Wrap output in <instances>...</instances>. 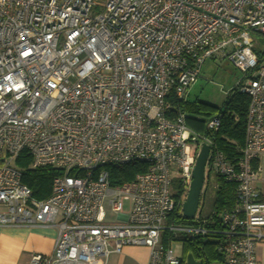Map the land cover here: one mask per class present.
Segmentation results:
<instances>
[{"label": "built area", "instance_id": "obj_1", "mask_svg": "<svg viewBox=\"0 0 264 264\" xmlns=\"http://www.w3.org/2000/svg\"><path fill=\"white\" fill-rule=\"evenodd\" d=\"M253 37L264 40V0H0V228L57 231L52 254L31 264H106L127 246L147 248L148 264H182L174 236L211 231L171 221L186 201L172 186L187 198L204 145V183L213 173L235 185V206L219 217L224 264H258L264 51ZM209 58L244 74L238 156L190 129L201 118L173 104L187 102ZM221 119L205 129L214 134ZM19 159L56 172L47 198L23 183ZM130 166L141 168L133 180L112 182L111 170Z\"/></svg>", "mask_w": 264, "mask_h": 264}, {"label": "trees", "instance_id": "obj_2", "mask_svg": "<svg viewBox=\"0 0 264 264\" xmlns=\"http://www.w3.org/2000/svg\"><path fill=\"white\" fill-rule=\"evenodd\" d=\"M173 104L195 117H212L221 114V126L214 134H210L205 129L202 118L200 121L188 120L187 125L197 133L212 136L219 149L223 150L227 156L233 157L240 154V149L243 147L245 140L246 115L249 106L247 95L239 93L235 89L222 108L200 101H187L184 103L173 101ZM23 160L26 164L30 162L29 159ZM140 171L141 168L139 166H130L123 170H111V180L113 183L129 182ZM55 175L56 172L50 168L28 169L23 174V183L32 190L36 199L43 200L50 194L51 183ZM234 206L235 185L218 179L214 213L210 218V222L205 223V226L211 232L206 235H197L193 238L186 237L182 240L184 242L183 264H186V258L189 254L193 255L201 264H224V255L219 251L223 243V236L218 233L222 229L219 217L222 213L233 209ZM185 220L179 211H175L171 219V221L178 224Z\"/></svg>", "mask_w": 264, "mask_h": 264}, {"label": "rangeland", "instance_id": "obj_3", "mask_svg": "<svg viewBox=\"0 0 264 264\" xmlns=\"http://www.w3.org/2000/svg\"><path fill=\"white\" fill-rule=\"evenodd\" d=\"M252 40L254 41L257 49L264 51L263 39L253 37ZM243 77L244 74L235 69L227 60L209 58L203 64L202 71L197 82L190 87L186 97L187 101H200L217 108H222ZM199 117L203 120L211 118L207 116ZM262 165L264 167V161L262 162ZM12 166L22 170L24 173L30 168L29 164H26L23 159L14 161ZM207 173L208 169H206V174ZM215 185H218V179L212 173L211 179L208 181V185L207 180L204 183L200 196V206L195 218L186 219L184 222L180 223L181 226L192 229L203 226L206 222H210V218L214 213L216 202ZM172 192L175 196L183 197V200H186L179 183L173 184ZM126 206H128V204ZM107 212L108 220L114 221L116 219V215L111 213L109 208H107ZM184 238H186L185 235L178 233L170 242V248L174 256L181 260L184 257V242L182 241Z\"/></svg>", "mask_w": 264, "mask_h": 264}, {"label": "crops", "instance_id": "obj_4", "mask_svg": "<svg viewBox=\"0 0 264 264\" xmlns=\"http://www.w3.org/2000/svg\"><path fill=\"white\" fill-rule=\"evenodd\" d=\"M259 180L254 183L264 199V167L262 162ZM264 233V229H263ZM57 238V231L52 227L36 228H0V264H31L34 254H52ZM258 264H264V238L256 248ZM149 250L145 247H124L119 254H111L106 264H148ZM94 264H103L98 259Z\"/></svg>", "mask_w": 264, "mask_h": 264}, {"label": "water", "instance_id": "obj_5", "mask_svg": "<svg viewBox=\"0 0 264 264\" xmlns=\"http://www.w3.org/2000/svg\"><path fill=\"white\" fill-rule=\"evenodd\" d=\"M209 147L204 145L202 150L196 160V164L192 173V183L183 205V218L184 219H194L195 215L199 209L200 196L204 186L205 181V170L207 165V160L209 157ZM186 264H201L198 262L193 255L189 254L186 258Z\"/></svg>", "mask_w": 264, "mask_h": 264}, {"label": "flooded vegetation", "instance_id": "obj_6", "mask_svg": "<svg viewBox=\"0 0 264 264\" xmlns=\"http://www.w3.org/2000/svg\"><path fill=\"white\" fill-rule=\"evenodd\" d=\"M182 264H183V262H182Z\"/></svg>", "mask_w": 264, "mask_h": 264}]
</instances>
